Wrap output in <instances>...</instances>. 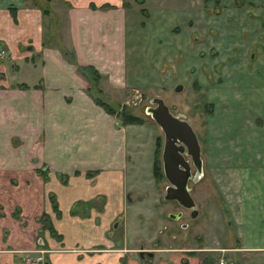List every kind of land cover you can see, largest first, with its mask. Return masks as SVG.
<instances>
[{"label":"rangeland","instance_id":"374dc122","mask_svg":"<svg viewBox=\"0 0 264 264\" xmlns=\"http://www.w3.org/2000/svg\"><path fill=\"white\" fill-rule=\"evenodd\" d=\"M128 1L124 56H101L107 63L101 74L78 67L90 96L111 111L101 115L119 131L125 177V203L116 218L120 230L106 242L101 236V264H138L134 252L116 244L119 235L126 249L140 239L151 247L154 257L142 264H216L221 255L233 264H264V0ZM56 24V40L63 43L62 15ZM35 69L36 76L31 71L32 76L19 77L36 82L40 65ZM176 84L182 85L179 92L173 91ZM152 97L188 121L200 146L201 172L191 166L187 182L197 210L192 219L162 198L167 185L160 159L163 135L145 113L154 106ZM122 113L139 120L123 123ZM106 122L101 121L105 129ZM103 132L106 150L113 151L115 135ZM104 184L109 178L101 179ZM177 211L183 217L168 218Z\"/></svg>","mask_w":264,"mask_h":264},{"label":"crops","instance_id":"0c3cea01","mask_svg":"<svg viewBox=\"0 0 264 264\" xmlns=\"http://www.w3.org/2000/svg\"><path fill=\"white\" fill-rule=\"evenodd\" d=\"M46 1L0 0V264H26L25 256L35 257L40 249L47 264H101V236L106 242L120 230L116 218L125 203V177L119 131L101 115L105 111L90 96V84L81 82L78 67L101 74L107 64L101 56H124L132 4ZM59 15L66 22L63 43L56 40ZM38 64L36 82L19 77L31 71L36 76ZM101 128L115 135L113 151L106 150ZM60 174L65 181L58 180ZM104 178L109 185L101 187ZM50 193L59 214L51 208ZM42 214L55 234L39 220ZM121 238L116 244L126 250Z\"/></svg>","mask_w":264,"mask_h":264},{"label":"water","instance_id":"95a60500","mask_svg":"<svg viewBox=\"0 0 264 264\" xmlns=\"http://www.w3.org/2000/svg\"><path fill=\"white\" fill-rule=\"evenodd\" d=\"M182 85L176 84L174 92H179ZM145 113L150 116L160 128L163 135L160 159L163 176L167 181L163 200L176 201L186 209H191V219L197 215L195 203L189 193L187 181L190 177V164L184 158L189 156L192 166L199 174L201 172L200 146L191 125L187 120L173 115L160 97H152ZM173 217H175L173 215ZM152 255L150 251L147 252Z\"/></svg>","mask_w":264,"mask_h":264},{"label":"flooded vegetation","instance_id":"af4514ba","mask_svg":"<svg viewBox=\"0 0 264 264\" xmlns=\"http://www.w3.org/2000/svg\"><path fill=\"white\" fill-rule=\"evenodd\" d=\"M188 122V121H187ZM184 158L189 162V164H190V174H191V166H192V164H191V162H190V158H189V156H187V155H184ZM43 175H46L45 173L43 174ZM189 179H191L190 177H189ZM188 179V180H189ZM63 180V179H62ZM64 181H65V178H64ZM188 182V181H187ZM50 196H53L51 193H50V195H49V197ZM192 197V196H191ZM193 199V198H192ZM169 201H172V202H174L176 205H178L180 208H182L183 210H186V213H188L189 214V217H190V212H191V209H186V208H184V207H182L181 205H179L176 201H173V200H169ZM194 201V200H193ZM173 215L175 216V217H173ZM183 215V212L182 211H177L176 212V214H169L168 216V218H171V219H180L181 217H183L182 216ZM39 218V220H41V219H45L46 217L44 216V217H42V216H39L38 217ZM41 218V219H40ZM191 218V217H190ZM170 220V219H169ZM188 226V224L187 223H185V222H181L180 223V228L182 227V229H186V227ZM164 228H165V226H163ZM170 229H166V232H168ZM154 239H152V240H150V244L152 243H155V241H153ZM157 242V241H156ZM117 243H118V241H117ZM123 243V242H122ZM102 244H104V243H101V245ZM115 244V243H114ZM145 245V243H144V240L143 239H140L137 243H136V246H133V247H129V248H127L126 250H128V251H130V252H134L135 253V255H136V257H137V259L139 260L138 261V264H142V263H144L145 261H147V260H149V259H151V258H153L154 257V251H153V254L151 255V256H149L148 254H147V252L148 251H150L151 253H152V251L151 250H149V249H151V247H145L144 246ZM104 249V247H101V250H103ZM30 250H25V254L27 253L28 254V252H29ZM22 252H24V251H22ZM31 252H33L32 250H31ZM37 252V255L36 256H40L41 257V263L42 264H47L46 263V260H45V258H44V256H43V254L45 253V250H42V249H40V250H38V251H36ZM26 256H29V254L28 255H26ZM35 256V257H36ZM31 258L33 257V255L32 256H30ZM144 261V262H143ZM118 264V263H117ZM123 264H127V263H123Z\"/></svg>","mask_w":264,"mask_h":264},{"label":"trees","instance_id":"16d2710c","mask_svg":"<svg viewBox=\"0 0 264 264\" xmlns=\"http://www.w3.org/2000/svg\"><path fill=\"white\" fill-rule=\"evenodd\" d=\"M95 73V72H94ZM98 92V91H97ZM99 93V92H98ZM94 101H95V103H97L99 106H101V108L106 112V113H108V114H111L110 112V110H109V108H108V106L104 103V102H101V100L98 98V96H94ZM123 115V118H122V122L123 123H126V122H134V121H136V120H139L138 118H136V117H134V116H131V115H129V114H125V113H122ZM155 165H157V164H154V169L156 168V170H157V167H158V165L157 166H155ZM152 172H154V170H153V168H152ZM156 173V172H155ZM87 175V174H86ZM66 177V176H65ZM50 202H51V208L57 213V214H59V212H58V210H57V205H56V202H55V200H54V197L53 196H50ZM42 217H44L45 216V214H42L41 215ZM41 219V218H40ZM41 221L43 222V224L45 225V227H47V229L51 232V233H54L55 234V232H54V230H53V228H52V226L50 225V223H49V220L47 219V218H45L44 220L43 219H41Z\"/></svg>","mask_w":264,"mask_h":264},{"label":"built area","instance_id":"2783aa9c","mask_svg":"<svg viewBox=\"0 0 264 264\" xmlns=\"http://www.w3.org/2000/svg\"><path fill=\"white\" fill-rule=\"evenodd\" d=\"M25 260L28 261L26 264H42L41 263V257H30L25 256ZM216 264H233L232 261L228 258H226L224 255H221L217 258Z\"/></svg>","mask_w":264,"mask_h":264}]
</instances>
